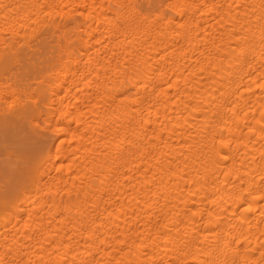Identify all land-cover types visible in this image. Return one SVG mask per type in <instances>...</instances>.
I'll list each match as a JSON object with an SVG mask.
<instances>
[{"label": "bare ground", "instance_id": "1", "mask_svg": "<svg viewBox=\"0 0 264 264\" xmlns=\"http://www.w3.org/2000/svg\"><path fill=\"white\" fill-rule=\"evenodd\" d=\"M0 264H264V0H0Z\"/></svg>", "mask_w": 264, "mask_h": 264}]
</instances>
